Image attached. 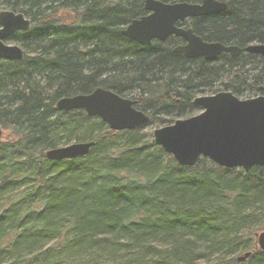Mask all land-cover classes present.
I'll use <instances>...</instances> for the list:
<instances>
[{"label":"trees","instance_id":"16d2710c","mask_svg":"<svg viewBox=\"0 0 264 264\" xmlns=\"http://www.w3.org/2000/svg\"><path fill=\"white\" fill-rule=\"evenodd\" d=\"M142 1L0 0L32 22L10 38L23 57L0 59V264H264V166L178 165L142 131L188 116L200 93H263L264 59L188 60L163 42L140 44L121 30ZM227 1L231 14L195 27L264 40V0ZM98 86L133 99L148 121L115 130L56 108ZM87 140L84 156H44Z\"/></svg>","mask_w":264,"mask_h":264},{"label":"water","instance_id":"95a60500","mask_svg":"<svg viewBox=\"0 0 264 264\" xmlns=\"http://www.w3.org/2000/svg\"><path fill=\"white\" fill-rule=\"evenodd\" d=\"M224 7L225 3L218 0H202L201 3L144 0L148 13L131 19L121 33L146 44L153 38L164 40L170 34L182 36L187 42L175 47V51L186 57L203 56L213 60L222 51L236 53L237 47L202 41L191 28L177 27L175 23L186 16L209 14ZM31 25L30 18L22 12L0 8V59L19 60L23 57L19 44L6 41L17 31L29 30ZM246 49L264 55L263 44L249 45ZM192 104L201 110L152 130L153 143L170 154L178 165L193 166L200 157H207L220 166L240 167L245 171L253 166H264V93L239 98L230 90H221L197 95ZM56 108L65 111L83 109L115 130L133 129L148 121V114L138 109L133 99L101 86L88 93L62 96L57 100ZM94 143V140L70 142L46 149L44 156L50 160L84 156ZM255 236L257 246L264 250V230ZM250 253L246 251L236 259L242 261Z\"/></svg>","mask_w":264,"mask_h":264},{"label":"flooded vegetation","instance_id":"af4514ba","mask_svg":"<svg viewBox=\"0 0 264 264\" xmlns=\"http://www.w3.org/2000/svg\"><path fill=\"white\" fill-rule=\"evenodd\" d=\"M162 1L163 2H168V3L177 2V1H187V2H191V3H201L202 2V0H162ZM218 1H222V2L225 3V7L222 10L215 11V12H212V13H209V14H199V15H195V16H186L182 20L176 21L175 25L177 27H181V28H191L193 33L196 36H199L202 39V41H205V42H220V43H222L224 45H227V46L237 47V49H235V50H237L236 53L233 54V53H230V51H222L213 60L205 59L203 56L186 57L183 53L175 51L174 48L177 47V46L184 45L187 42V40L184 37L178 36V35H175V34L168 35L164 40H160L158 38H153L151 40V42L152 41L163 42V43H165L166 45H168L171 48L172 52L177 53V54L181 55L182 57H184L185 59H188V60L199 58V59H202L204 61H210L211 62V61H216V60L220 61L222 58H226V57L227 58L238 57L239 59H245L248 54H254V55H257L260 58L264 59V55H262L260 53L251 52V51L246 49V47L249 46V45H256V44H263L264 45V40H251V41H248L246 43H242V42H238V41H236L234 39H232V40L210 39V38H207V37H205L203 35L204 34V33H202L203 28L200 25L197 28L195 27V25H198L199 23H204L205 25H207L208 23H211V22H209V20L211 18H213V17H218V18L222 19L223 17H226L227 15L231 14V13H228L229 12V10H228L229 9L228 1L227 0H218ZM142 11L143 12L140 15H138L137 17H134V18H139V17H141L143 15H146L148 13V11L145 10V8H144V0L142 1ZM140 44H146V43H140ZM258 94H261V93H258ZM258 94H256V95H258ZM198 95H202V94H198ZM252 96H255V95H252Z\"/></svg>","mask_w":264,"mask_h":264},{"label":"rangeland","instance_id":"374dc122","mask_svg":"<svg viewBox=\"0 0 264 264\" xmlns=\"http://www.w3.org/2000/svg\"><path fill=\"white\" fill-rule=\"evenodd\" d=\"M6 43H8V44H11V43H13V41H11V40H9V41H6ZM263 91V90H262ZM205 94H210V93H212V92H204ZM258 93H260V92H258ZM201 94V93H200ZM240 97H245V96H243V95H239ZM201 110V108H199V107H196L195 109H193V111L191 112V113H189L188 114V116L189 115H192V114H194V113H197V112H199ZM162 115V114H161ZM160 114L158 115V116H161ZM187 115H182V116H180V117H173L171 120H170V122H165V123H163L164 125L165 124H168V123H172L176 118H182V117H186ZM162 124V125H163ZM158 126H161L160 124H156V123H150V124H145L144 125V127H143V129H142V131L143 132H150L151 133V136H152V130L154 129V128H156V127H158ZM2 135H3V130H2ZM1 135V136H2Z\"/></svg>","mask_w":264,"mask_h":264}]
</instances>
